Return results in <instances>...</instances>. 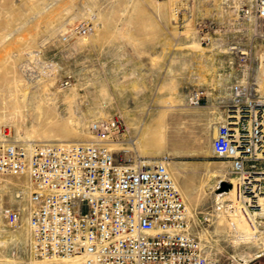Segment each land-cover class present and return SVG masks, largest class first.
Wrapping results in <instances>:
<instances>
[{"label": "rangeland", "instance_id": "1", "mask_svg": "<svg viewBox=\"0 0 264 264\" xmlns=\"http://www.w3.org/2000/svg\"><path fill=\"white\" fill-rule=\"evenodd\" d=\"M252 3L0 0V129L17 140L89 141L91 121L120 114L123 140L131 138L142 156L168 158L190 230L215 264H264V216L251 226L238 212L240 231L230 225L224 204L235 200L234 190L217 189L231 177L229 162L212 154L217 119L206 104L209 91L240 79L264 94L255 82L264 26L238 18ZM85 22L90 34L61 40ZM233 47L248 54L245 61ZM195 87L206 92L200 106L186 102ZM13 105L20 116L11 114ZM28 191L25 178L0 184V264H37L28 250ZM3 207L19 209L17 227L2 217ZM244 232L255 240L236 242Z\"/></svg>", "mask_w": 264, "mask_h": 264}, {"label": "built area", "instance_id": "2", "mask_svg": "<svg viewBox=\"0 0 264 264\" xmlns=\"http://www.w3.org/2000/svg\"><path fill=\"white\" fill-rule=\"evenodd\" d=\"M238 18L264 26V0L241 7ZM92 30L80 23L61 40ZM232 49L246 60V52ZM229 94L211 151L235 178L226 180L235 200L225 209L236 208L255 226L264 216V94L249 78L233 82ZM205 97L195 87L186 102L200 106ZM124 131L120 114L91 121L89 141L17 140L0 129V184L14 177L30 186L29 257L37 264H215L190 230L168 158L142 156L131 138L122 139ZM1 215L18 226V208L3 207Z\"/></svg>", "mask_w": 264, "mask_h": 264}, {"label": "bare ground", "instance_id": "3", "mask_svg": "<svg viewBox=\"0 0 264 264\" xmlns=\"http://www.w3.org/2000/svg\"><path fill=\"white\" fill-rule=\"evenodd\" d=\"M234 48V47H233ZM261 55V54H260ZM264 57H262V59H263ZM264 65H262V67H261V69H260V71H259V75L257 76V78H255V82L257 83V85H258V87L260 88V87H264ZM17 86V85H16ZM264 89V88H263ZM15 90V89H14ZM261 90V89H260ZM16 91V90H15ZM18 92V91H17ZM263 94V93H262ZM67 97V96H66ZM24 99V98H23ZM22 107H24V105L22 106ZM22 108L20 107V106H12V115H14V116H20L21 115V110ZM24 111V110H23ZM24 114V113H23ZM26 114H27V111H26V113H25V116H26ZM16 116V117H17ZM22 117V116H21ZM156 130V129H155ZM71 131H72V129H71ZM42 132V131H41ZM72 133V132H71ZM37 134V133H36ZM39 134V133H38ZM74 134H75V132H74ZM74 134H72V135H74ZM34 135V134H33ZM30 136V135H29ZM28 136V137H29ZM46 137H47V135H45ZM49 136V135H48ZM40 137V136H39ZM62 137H66V135H63ZM77 137V136H76ZM43 138V137H42ZM161 138V137H160ZM35 139V138H34ZM46 139V138H45ZM52 139V138H51ZM50 140V139H49ZM59 140V139H58ZM68 140V139H67ZM160 141V140H159ZM172 146H174V145H172ZM171 146V147H172ZM175 151H178V148L177 147H175ZM235 180V178H234V176L233 177H230V181L231 182H233ZM217 183H218V181H217ZM30 187V186H29ZM230 189H232V190H234L232 187L230 188ZM229 189V190H230ZM182 191H185V190H182ZM29 193H30V191H28ZM191 194V193H190ZM233 196H234V192H233ZM233 199H234V197H233ZM227 212L228 213H230V216H231V223H230V225L232 226V228L235 230V231H240L239 229H240V226H241V224L242 223H240V221L239 220H237V218L235 217L236 216V214L238 213V210L236 209V208H234V209H231V210H227ZM254 216L256 215V214H253ZM253 215H251V216H253ZM21 235H22V232L20 231L19 232V237H21ZM255 236L253 235V234H250V233H247V232H244V233H239L238 235H236L235 236V241L236 242H252V241H254L255 240Z\"/></svg>", "mask_w": 264, "mask_h": 264}, {"label": "crops", "instance_id": "4", "mask_svg": "<svg viewBox=\"0 0 264 264\" xmlns=\"http://www.w3.org/2000/svg\"><path fill=\"white\" fill-rule=\"evenodd\" d=\"M229 86L230 84L224 88H215L214 90L209 91V94H207L206 104H208L211 113H214V115H212L213 118H216L217 120L223 116L224 107L228 103L230 96Z\"/></svg>", "mask_w": 264, "mask_h": 264}, {"label": "water", "instance_id": "5", "mask_svg": "<svg viewBox=\"0 0 264 264\" xmlns=\"http://www.w3.org/2000/svg\"><path fill=\"white\" fill-rule=\"evenodd\" d=\"M231 188V184L227 181H224V180H220L218 182V186H217V189L218 191H228L229 189Z\"/></svg>", "mask_w": 264, "mask_h": 264}]
</instances>
